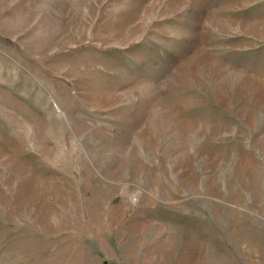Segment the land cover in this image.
Wrapping results in <instances>:
<instances>
[{"label": "rangeland", "instance_id": "obj_1", "mask_svg": "<svg viewBox=\"0 0 264 264\" xmlns=\"http://www.w3.org/2000/svg\"><path fill=\"white\" fill-rule=\"evenodd\" d=\"M0 264H264V0H0Z\"/></svg>", "mask_w": 264, "mask_h": 264}]
</instances>
